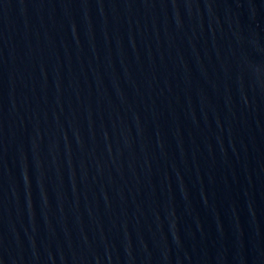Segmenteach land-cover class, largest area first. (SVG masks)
<instances>
[{"label": "water", "instance_id": "water-1", "mask_svg": "<svg viewBox=\"0 0 264 264\" xmlns=\"http://www.w3.org/2000/svg\"><path fill=\"white\" fill-rule=\"evenodd\" d=\"M0 264H264V0H0Z\"/></svg>", "mask_w": 264, "mask_h": 264}]
</instances>
